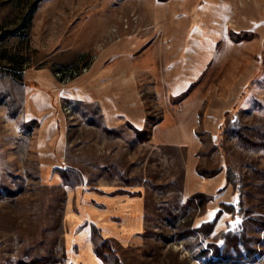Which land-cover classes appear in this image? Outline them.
<instances>
[{"label": "rangeland", "instance_id": "1", "mask_svg": "<svg viewBox=\"0 0 264 264\" xmlns=\"http://www.w3.org/2000/svg\"><path fill=\"white\" fill-rule=\"evenodd\" d=\"M174 1L176 12H191L206 2L0 0V264H30L34 259L70 264L73 256L79 261L81 234L87 221L97 222L93 213H101L84 197L98 189L140 192L144 200L142 219L140 214L126 215L137 225L128 228L132 235L123 230L128 238H111L122 264H209L212 251L202 253L210 250L209 244L222 246L220 235L225 231L245 229L250 236L264 238V232L249 222L264 219V177L255 174L264 171V149L242 145L236 135L241 129L255 143L264 144V0L217 3L233 29H239V34L229 30V37L242 48L219 90L225 94L234 88L238 98L230 100L215 140L200 131L198 166L207 172L219 170L218 177L226 181L217 193L199 185L213 195L212 202L200 209L188 203L194 189L187 185L185 149L156 148L127 124L109 130L92 106L64 107L65 160L54 168L40 159V125L26 109L32 75L50 73L60 83L58 71L80 72L112 42L148 38L158 2ZM229 5L228 11L223 9ZM71 76L70 83L60 84L68 86L80 78ZM147 103L155 105L151 92ZM212 110L215 114L219 109ZM228 168L243 177L235 191L226 179ZM55 169H68V179ZM222 202L236 207L234 216L224 213L212 234L198 233L204 222L214 219ZM88 243L95 255L99 241L92 237ZM256 247L263 255L255 264H264V243Z\"/></svg>", "mask_w": 264, "mask_h": 264}, {"label": "crops", "instance_id": "2", "mask_svg": "<svg viewBox=\"0 0 264 264\" xmlns=\"http://www.w3.org/2000/svg\"><path fill=\"white\" fill-rule=\"evenodd\" d=\"M217 3L224 4L225 1L206 0L204 7L176 12L175 1L165 5L158 2L148 38L134 40L128 37L107 45L97 54L98 59L89 73L71 85H61L50 73H34L26 109L27 116L40 125L38 138L42 163L56 168L65 160L64 107L92 106L100 112L101 120L109 130L127 124L136 133L149 132L147 142L156 148L185 149L186 179L188 187L195 190L192 193L208 194L199 185H206L216 193L224 189L226 181L225 177H218L221 174L206 179L197 171V154L202 148L198 133L201 130L209 132L215 140L231 108L230 100L238 98L234 88L225 94L219 91L228 79L229 65L236 63L234 59L241 45L230 39L229 30L239 34V29H233L228 15L222 14ZM229 8L232 7L223 9L228 11ZM238 10L236 15L240 14L241 9ZM149 92L154 97L153 109L147 106ZM182 97L183 100L176 102ZM208 102V112L202 119ZM215 107L219 110L214 114L212 109ZM149 116L156 119L155 124L149 122ZM117 191L121 190L109 193L100 189L87 191L84 202L104 213L99 215L101 213L94 211L93 218L97 222L87 221L81 234L83 246H79L81 259L77 261L73 256L70 264H103L89 249L92 227L100 229L105 239L128 238L122 231L137 225L127 221L126 215L140 214L142 219L144 200L141 194L136 197L115 195ZM117 218L122 222H117ZM127 232L132 235L133 230Z\"/></svg>", "mask_w": 264, "mask_h": 264}, {"label": "trees", "instance_id": "3", "mask_svg": "<svg viewBox=\"0 0 264 264\" xmlns=\"http://www.w3.org/2000/svg\"><path fill=\"white\" fill-rule=\"evenodd\" d=\"M232 37L236 38V35L232 32ZM184 97L180 98L178 101L183 100ZM149 109L150 103H147ZM228 114V112L226 113ZM148 120L151 124L156 123V119L152 116L148 117ZM138 135L142 136V141L150 140V133L145 131L143 133L137 132ZM202 133H198V136L201 138ZM238 141L242 145L246 146H260L264 149V144H257L246 135L243 134L242 130L239 129L236 132ZM199 175L206 179L215 178L220 174V171L207 172L202 170L199 166L197 167ZM55 172L60 174L63 178H67L69 174L68 169H55ZM255 174H258L264 177V171L255 170ZM68 179V178H67ZM227 182L234 188V191L239 188L240 184L243 182V177H238L231 168H228L226 173ZM115 195L119 194H128L132 197L140 196V193H127L124 191H117ZM214 200L213 196H209L205 193H196L188 199V203L194 206L197 209L204 207L209 202ZM242 203V202H240ZM242 210V208H241ZM236 212V207L232 204H227L225 202L220 203V210L216 213L215 218L212 221L203 223L198 229L197 232L207 236L212 234L215 230L216 225L218 224L220 218L224 213L232 214L234 216ZM246 217H249L251 214L250 210L244 211ZM249 222L256 227L260 232H264V219H250ZM92 237L99 241L97 247L95 248V254L97 258L102 261L103 264H122L121 259L117 255V251L114 247V241L112 239H105L100 234V229L97 227H92ZM223 245L218 244H209V251H203L202 255H208V252L212 251V258L209 261V264H255L258 262L260 256L263 255L262 251L257 249V245L264 243V238H257L247 234V231H225L220 235ZM58 261H51V259H34L30 264H57ZM60 263V262H58ZM62 264V263H60Z\"/></svg>", "mask_w": 264, "mask_h": 264}, {"label": "built area", "instance_id": "4", "mask_svg": "<svg viewBox=\"0 0 264 264\" xmlns=\"http://www.w3.org/2000/svg\"><path fill=\"white\" fill-rule=\"evenodd\" d=\"M95 61H96V58H94L93 60H91L90 61V63L86 66V67H84L82 70H80V72H78V70L76 71V70H74V69H70V70H62V71H58L57 73H56V75H55V77L59 80V81H61L62 83H68L70 80H71V75H73L74 77H77V78H79V77H81L82 75H84V74H86V73H88L90 70H91V68H92V66H93V64L95 63ZM60 82V83H61ZM70 83V82H69ZM68 110V109H67ZM69 111V110H68Z\"/></svg>", "mask_w": 264, "mask_h": 264}]
</instances>
